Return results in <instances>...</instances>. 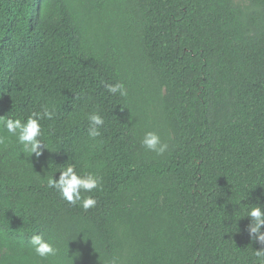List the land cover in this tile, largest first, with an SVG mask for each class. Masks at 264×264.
I'll list each match as a JSON object with an SVG mask.
<instances>
[{"label":"trees","instance_id":"1","mask_svg":"<svg viewBox=\"0 0 264 264\" xmlns=\"http://www.w3.org/2000/svg\"><path fill=\"white\" fill-rule=\"evenodd\" d=\"M45 107L43 155L0 144V264H260L264 0H0V116ZM68 164L87 211L47 186Z\"/></svg>","mask_w":264,"mask_h":264},{"label":"clouds","instance_id":"2","mask_svg":"<svg viewBox=\"0 0 264 264\" xmlns=\"http://www.w3.org/2000/svg\"><path fill=\"white\" fill-rule=\"evenodd\" d=\"M107 90L113 95L118 91L121 95H127L122 83L108 84ZM54 116L55 111L49 110L47 107L40 112H33L26 119L10 118L8 115L0 116V144H5L10 137H14L16 143L21 146L23 153L27 156L31 157L34 153L37 157L43 155V148L49 149V147L41 121L52 120ZM88 119L94 125L104 124V119L98 113L88 117ZM100 134L99 131H91L89 137L95 139ZM141 143L158 156L163 155L168 149V144L163 143L160 136L155 132H147ZM42 144L43 148L41 147ZM59 173L58 180L55 176L47 177L48 188L55 189L68 204L78 205L85 211L95 206L96 200L93 196L83 195L99 188L100 180L95 174L91 172L85 175L78 174L74 164H68ZM245 217L250 218V223L247 226L248 234L260 245L257 250H254V255L260 264H264V206L256 204L248 210ZM29 243L34 253L41 258H47L57 252L54 245L46 240L43 234L32 235Z\"/></svg>","mask_w":264,"mask_h":264}]
</instances>
